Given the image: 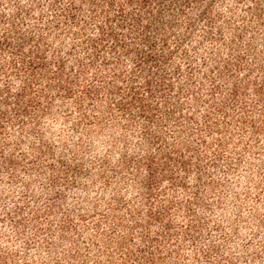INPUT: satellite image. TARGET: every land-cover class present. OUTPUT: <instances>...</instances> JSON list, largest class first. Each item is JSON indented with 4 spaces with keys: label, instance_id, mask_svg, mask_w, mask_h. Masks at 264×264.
Instances as JSON below:
<instances>
[{
    "label": "rangeland",
    "instance_id": "rangeland-1",
    "mask_svg": "<svg viewBox=\"0 0 264 264\" xmlns=\"http://www.w3.org/2000/svg\"><path fill=\"white\" fill-rule=\"evenodd\" d=\"M90 1H0V35L16 27L45 63L0 79V263L264 264V0L153 4L142 69L105 43L94 55L111 11ZM27 83L36 108L12 123ZM149 157L153 182L133 163Z\"/></svg>",
    "mask_w": 264,
    "mask_h": 264
},
{
    "label": "trees",
    "instance_id": "trees-1",
    "mask_svg": "<svg viewBox=\"0 0 264 264\" xmlns=\"http://www.w3.org/2000/svg\"><path fill=\"white\" fill-rule=\"evenodd\" d=\"M1 1V0H0ZM85 1V0H82ZM102 1V4H104L102 7H105L106 9H110L111 15L105 14L104 16V23L105 26L108 24L106 32L103 31L102 27H99V31H101L99 35L98 41H94L93 39H88L87 44L91 47V49H94V55L97 54V49L99 48V45H103V43L107 44V50L112 53V55L116 54L117 52L126 53L128 56H133V63L134 66L137 68L145 67L151 63H153V56H152V46L150 45V42L148 38L146 37V32L149 30V25L145 24V22H148L152 20L153 15L156 11H154L151 6L157 5V8L159 9L161 6L162 0H100ZM117 2V3H116ZM89 3L91 5H94L93 1L89 0ZM124 3V4H123ZM69 7H71L72 3H69ZM97 7V5H95ZM116 8L117 10H113V8ZM126 7H136L137 10H133L129 13H126ZM57 9V8H55ZM157 9V11H158ZM69 14V13H68ZM109 14V13H108ZM73 16V14H71ZM71 16V17H72ZM5 21V16L0 11V23ZM116 22V29L120 33H117L113 28H111V24ZM18 29L16 27H11V29L5 30L0 35V53H9L10 57L17 58L18 62L13 60L6 59H0V79L1 78H12L16 77L18 74H26L30 80H34L35 74L37 71L42 70L45 66L44 59L37 55L39 48L36 47L34 44L33 38H27L23 39L20 36V33L17 31ZM14 38H13V37ZM132 36H135V38ZM119 37L121 38H129V40L133 41H139V46L143 49H146L147 51H143V49L138 48L135 49L134 53H129V47L130 45H125L119 40ZM106 39V41L104 40ZM25 42L28 46H35L33 47L35 50L31 51L28 50L27 53H24L22 50L21 43ZM98 42V43H97ZM13 43L16 45V47H13ZM32 48V47H30ZM6 85L0 89V105L4 104L6 105L8 102V96L10 95V82L5 83ZM147 88H150L148 85V82L144 84ZM21 91L15 96L14 98V105L13 108L10 110L13 117H11L12 123L23 124L24 119H30L32 116V112L36 108L37 101L34 99L33 96V85L32 83H27L23 85ZM69 92L68 90L66 91ZM85 94V93H84ZM92 95V90H87L84 97L90 98ZM134 95V94H133ZM137 94H135L136 96ZM7 97V98H6ZM138 97V96H137ZM134 97L132 99L133 103L138 105L140 108V114H144L145 110L148 109V106L146 105V102L142 100L141 98ZM27 98L25 101V106L23 107V100ZM125 105L122 103L118 104V109L122 112H124ZM2 116V114H1ZM4 116V115H3ZM24 118V119H23ZM1 130V127H0ZM160 151V150H158ZM161 155V154H160ZM165 158L162 159V161H165L167 159L168 162L163 163L162 167L164 169H168L169 163L172 161L170 158L169 153L165 156ZM169 159V160H168ZM146 162L144 165L146 167V173H147V181L153 182L156 178V175L159 172H156L155 166L153 163V158L150 159H141L138 161H134V165L138 167ZM160 165H157L159 167ZM160 175V173L158 174ZM169 181H174L172 172L169 173ZM158 217L155 215H150L148 218L151 219V221L157 222L156 220H159ZM154 241H150L149 243H153ZM136 258L142 262H147L149 264L153 263L152 257L150 259H145L144 257H141L140 255L136 256ZM2 264V263H0ZM4 264V263H3ZM147 264V263H146Z\"/></svg>",
    "mask_w": 264,
    "mask_h": 264
}]
</instances>
